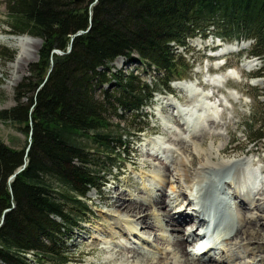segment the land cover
<instances>
[{
  "label": "trees",
  "instance_id": "16d2710c",
  "mask_svg": "<svg viewBox=\"0 0 264 264\" xmlns=\"http://www.w3.org/2000/svg\"><path fill=\"white\" fill-rule=\"evenodd\" d=\"M7 10L9 33L42 47L17 104L0 110L30 139L16 149L0 138V264L70 262L65 239L92 216L88 193L145 129L125 128L123 113L145 117L157 92L190 74L178 50L190 39L252 40L250 56L264 62V0H8ZM121 57L163 73L160 83L113 71Z\"/></svg>",
  "mask_w": 264,
  "mask_h": 264
},
{
  "label": "rangeland",
  "instance_id": "374dc122",
  "mask_svg": "<svg viewBox=\"0 0 264 264\" xmlns=\"http://www.w3.org/2000/svg\"><path fill=\"white\" fill-rule=\"evenodd\" d=\"M7 1L8 0H0V36L7 37V39L0 40V51L3 46H7L15 51V54L12 60H5L0 57V110L13 107L17 104L16 88L25 77L33 75L31 73V67L34 63L39 61L40 50L42 47V41L40 38L28 34L15 36L14 34L9 33L11 29L8 25L9 14L7 10ZM20 36H26L29 38H26L27 40L23 44L17 45L12 40V37ZM200 38L202 37L197 36L192 38L189 40L188 47H180L178 49L179 52L186 57V61L194 67L190 74L185 76H191L198 79L195 81L193 87H191L193 89H177V87H175L177 82H174L171 84L170 91L173 92V95H176L179 98V106L184 108L185 112L191 110L192 104L201 106L204 102L203 93L207 92L209 89L213 88L214 90H217V96L225 95V97L229 99V101L226 102L228 106H224L222 112L223 117H220L221 120L216 121L214 125L209 123L205 126L204 134H206V136L204 145H209L211 141H214L219 147H222L225 144L221 160L223 159L224 161H227L228 159L232 160L244 157L251 159L252 157V160L261 162L260 165L264 166V138H260L261 134L264 135V62L259 57L250 56V44L246 49L236 52H228L220 56H212L218 54L224 45L221 44L222 42H216L214 39L215 37L213 38L212 34L207 39L202 38V41H200ZM38 40H40V44ZM218 43L221 45H218ZM213 46L215 48L211 50V47ZM252 60L256 62V65L252 70H247L242 64ZM221 63L225 64L221 66ZM219 65L221 67H219ZM113 66V71L115 72L122 70L127 75L135 73L143 81L151 83H160V76L163 75V73L154 68L146 69L138 61H131L122 57L116 59ZM228 68H236L235 70L240 73V76L242 75L241 78L230 79L226 83V87L235 89V92L232 90H228L227 92L226 87L218 89V87L207 83V79L219 72H226V69ZM260 79L262 82L259 83ZM115 81L116 80L114 79L113 83H115ZM197 82L199 83L197 84ZM109 86L110 85L108 84L106 87ZM112 89L113 91H117L118 88L113 86ZM230 92H234L237 99H233L230 96ZM173 95L166 94L165 92L163 94L156 93L153 99L155 107H146L144 110L145 117L141 116V118H138L136 114L132 117L131 114L123 113V115H125V122H123L125 128L127 127L126 125H130L129 121L131 123H134L133 121H135L139 124H145L144 132L138 133L135 137L129 138V145L126 149V154L122 155V159H118L114 166H110L111 170L108 173V182L103 188L101 190L93 189L88 193V199L93 214L92 216H86V219L83 222H79L73 232L67 235L65 245L70 259V262L67 264H89L90 261L94 264L107 261L106 264H134L135 262L126 259V257L121 256L119 253L120 250L126 248V246L138 247V249L140 248V250L142 249L150 254H157L166 251L165 245L167 243L165 244V241L159 238L160 233L162 232L159 228L152 231V233H140L141 237L145 238V243L132 235L131 237H120L116 234L117 236L115 235L116 237L114 238V236H110L108 231L104 230V228L111 229L112 226L114 227L110 222L112 220L108 217V215L111 214L110 218H112V215L115 213V209L111 205L109 199L110 191L117 190L119 193L122 192L129 195H132L133 193L137 195L139 193L137 191V187H139L138 182L143 181V179L151 186L156 185L160 187L163 184H161L162 181L159 178L160 176H158L156 172H159L160 174L167 173V175L174 176V178H172L173 181L169 184L170 186L167 185L165 187L167 191L165 202L168 201V197L171 193V186L175 187L177 185L181 190L183 188L181 184L184 185L185 190L180 192H185V195L183 194L181 199L177 202L182 206L188 201L187 195L190 194V188H187L182 181L178 179V181L176 180L178 168L176 169L175 165L174 168L173 164L171 163V165L169 163V158L166 159L171 153L169 151L170 147L180 149L178 147L180 139L186 140L185 148L187 151L189 150V153L186 155L188 157V163L192 174L196 170L195 166L199 160L200 163H208L209 167H216L214 163H210L208 160L206 161L204 159L206 157L204 153L200 151L201 149L199 146L197 150L195 148L196 146H194L195 144H189V137L184 134V131H186V124H181L182 121L179 120V117L176 115L177 108L166 106L168 100L172 98ZM217 96H215L214 100H217V98L219 101L220 99L222 100V98ZM23 101H26V99H23ZM231 105H233V108H229ZM162 106L163 108L165 106L164 111L161 110ZM197 109H200V107ZM172 110L175 111L174 114L172 113ZM112 119L114 122L119 121L115 116H112ZM174 120H178L179 122H175ZM253 131L256 133L255 135H257L254 139L251 137ZM124 132H127V130ZM0 138L7 145L16 149L26 147L30 141L28 133L21 130L19 125L1 119ZM155 149H159L157 153ZM251 149H253V151L249 152ZM163 161L171 166L164 164L165 162L163 163ZM164 165L170 168L168 172L165 171ZM125 190L129 191L124 192ZM228 190L229 187L226 186L225 192L222 193L217 191L215 193L217 199L214 200L213 203L216 204L223 198L224 200H222V204H224V210L227 212V215L231 214L228 216H230L232 220V216H234V212L236 211L229 207V195H227ZM259 196L263 197L264 192H261V194L256 196L258 201L260 199ZM180 205L177 206L180 207ZM169 207L170 206L166 207V209L165 206H163V208L166 209L165 211H169ZM189 207H187L188 210L192 209V207ZM247 210L250 211L249 209ZM252 210H255L254 214L258 213V210ZM165 211L161 210V215H165ZM148 213H150L149 210ZM121 216L133 221V218L127 216L126 213H122ZM234 217L233 220H236V214ZM230 218L229 220H226V222L224 220L221 223L220 228L222 230L218 227L214 233L213 238L216 237V239L219 240L217 241L219 244H217V248H213V250L211 249L212 251L210 250L209 253L215 257V260L221 255L226 254L224 250L226 243L221 241V237L225 233L230 232V225L228 226L231 221ZM152 221L154 222V218L151 214L148 222L152 223ZM135 222L133 221L132 223L140 230V226L143 224H140L139 221ZM112 223L114 222L112 221ZM124 223L129 228L128 224L126 222ZM200 228L201 227L194 226L192 230L199 232ZM243 229L244 231L238 236L237 243L248 244L252 238L250 245L248 244L250 250L244 253L242 257H238L235 262L237 264H242L244 262L258 264L261 256L264 255V251L260 249L253 250V248L256 246L258 247L262 242L255 240L253 236H250L247 228L244 226ZM165 231L170 234V227H166ZM234 232L235 229L233 230V233ZM182 235L183 234H180V236ZM171 237L173 236L171 235ZM188 249L190 250V248ZM29 256L32 257L31 254ZM216 261L212 259L207 260L209 263ZM165 262L168 264H183V259L180 258L179 255L174 254V252H171L165 259ZM219 263L220 262H218V264Z\"/></svg>",
  "mask_w": 264,
  "mask_h": 264
},
{
  "label": "bare ground",
  "instance_id": "6f19581e",
  "mask_svg": "<svg viewBox=\"0 0 264 264\" xmlns=\"http://www.w3.org/2000/svg\"><path fill=\"white\" fill-rule=\"evenodd\" d=\"M26 38L29 37H12V40L15 44L19 45L23 44L27 40ZM1 39H7V37L0 36V40ZM38 41L40 44V40ZM244 48L245 46L243 48H240L236 45H225L220 50L219 54H225L230 50H241ZM242 65L247 70H252L256 65V62L252 60L243 63ZM235 69L228 68L226 69V72L223 71L224 73L219 72L222 74H215L211 78L207 79V83L212 86L218 87V89L225 88L226 83L230 79L241 78L242 75L240 76V73ZM195 81L197 80L193 78L184 82H177L175 87L180 90H191L193 89L191 87H193ZM260 82H262L261 79L259 80V83ZM228 90H232L234 92L236 91L235 89L231 88H227L226 91L228 92ZM234 92H230V96L233 99H237V96ZM216 94L217 90H214L213 88L209 89L207 92L203 93L204 102L201 104V106L192 104L191 110L186 112L184 108H181L179 106L180 100L178 98L172 97L166 104V106L177 108L176 115L179 117V120L182 121L181 124H186V131H184V134L189 137V144H195L194 146H196L195 148L197 150L200 147V151H202L206 157L204 159L216 165V167L214 168L213 166L209 167L208 163H200L199 160L195 166L196 170L192 174L188 163V157L186 155L187 153H189V150L187 151V149L185 148L186 140L180 139L178 143V147L180 149H177L175 147L169 148V151L171 153L166 157V159L169 158V163H172L173 167L175 165L176 169L178 168V178L176 177V180L178 179L182 181L187 188H190V194H186L188 201H186L184 205L181 206L177 202L181 199L183 194L185 195V192H180L185 190L183 184H181L183 187L181 190L177 185V189L176 186H171V193L168 197V201L165 202V195L167 194L165 187L169 185L173 181L172 178H174L173 175H167V173L160 174L159 172H156V174L160 176L159 178L162 181L161 184H163L160 187L156 185L151 186L144 179L143 181L138 182L139 187H137V191L139 193L137 195L133 193L132 195L124 194L122 192L119 193L117 190L110 191L111 193L109 199L111 201V205L115 209V213L112 215V218H110L111 214L108 215V217L114 222L112 223V221H110L111 224L114 225V227L112 226L111 229L104 228V230L108 231L110 236H114L115 238L117 235L120 237H131L132 235L145 243L146 240L145 238L141 237L140 233H152V231H155L159 228L160 230H162V232L160 231L161 233L159 238L161 240H164L165 244L167 243L165 245L166 251H162V253L159 252L157 254H150L142 249L140 250V248L138 249V247L136 248L126 246V248H122L119 252L121 256L126 257V259L128 260H132L133 262H135L134 264H168L167 262H165V259L171 252L179 255L180 258L183 259V264H218V262H220L221 264H237L235 260L238 259V257H242L244 253L250 250L249 245L252 240L251 238L250 242L248 243L249 245L247 243H237L238 236L241 235V233L244 231L243 226L247 228L250 236H253L255 240L262 242V244H259L258 247L256 246L255 248H253V250L260 249L264 251V196H259V201L256 198L257 195L261 194V192H264V166H255L256 160H252V157L251 159L244 157L232 160L228 159L227 161H224L223 159L221 160L225 144L224 146L219 147L215 144L214 141H211L209 145H204L206 136V134H204L205 126H207V124L209 123H212L214 125L216 121L221 120L220 117L222 116L224 106H228L226 102L229 101V99H227L225 95L217 96ZM215 96L222 98V100L220 99L219 101L218 98L217 100H214ZM198 107H200V109H197ZM230 107L233 108V105L229 106V108ZM161 110L164 111L165 106L164 108L162 106ZM172 111V113L174 114L175 111ZM176 121L179 122L178 120ZM159 149H155L156 153ZM251 151H253V149L249 150V152ZM164 162L165 161H163V163ZM164 164L170 165L167 162H165ZM164 168L167 172L170 169L165 165ZM226 186L229 187L227 195H229V199L231 198L232 200L230 201V206H235L236 208V212H234L237 217L236 220H233L235 218L234 213H232L234 214V216H232L231 220L230 216H228L231 214L227 215V212L223 210V198L218 203H213L214 200L217 199L215 193L217 191L222 193L225 192ZM126 191L129 190H125L124 192ZM200 196L207 200V202L204 204V207L202 208L204 210L205 216L208 212L215 211V213H217L223 221L225 220L226 222V220H229V218L231 220L230 224H228L229 221L227 223L228 226L230 225V232L225 233L221 237V241H224V243H226L224 249L226 254L221 255L219 258H216L217 261L215 260V257L210 255L211 253H209V251L211 249L213 250V248H217V244H219V242L217 243L218 239L215 240V243H213L214 245L206 247L204 249H199L200 243L203 241V238L205 236L199 235L201 231L196 232L192 230L194 226L200 227L202 225H207L206 220H199L197 215L199 214V212H197V199ZM177 205H180V207H178ZM163 206H165V208L170 206L169 211H165L167 208L165 209L163 208ZM187 207H194V209L188 210ZM247 209H249L250 211H248ZM252 209L258 210V213L254 214L255 210ZM148 210L150 211V213H148ZM161 210L165 211L166 214L161 215ZM122 213H126L127 216L132 217L134 222L139 221L140 224H143L142 226H140V230L139 228L134 226V224L132 223L133 221H130L129 218L127 219L122 217ZM151 214L154 218V222L152 221V223H149L148 219L150 218ZM124 222L128 224L129 228ZM132 226L134 227L131 228ZM166 227H170V234L165 231ZM234 229L235 232L233 233ZM180 234L183 235L180 236ZM171 235L173 237H171ZM188 248H190V250ZM208 259H212L216 262L209 263L207 262ZM107 262L96 264H106ZM249 263L244 262L242 264ZM89 264L94 263L90 261ZM258 264H264V255L261 256Z\"/></svg>",
  "mask_w": 264,
  "mask_h": 264
},
{
  "label": "water",
  "instance_id": "95a60500",
  "mask_svg": "<svg viewBox=\"0 0 264 264\" xmlns=\"http://www.w3.org/2000/svg\"><path fill=\"white\" fill-rule=\"evenodd\" d=\"M76 1H81V0H76ZM55 52H61V51H59V50H55ZM24 169V167H22V168H20L12 177H11V179H13L14 178V176H16V174H18L19 172H21L22 170ZM3 222V221H2Z\"/></svg>",
  "mask_w": 264,
  "mask_h": 264
}]
</instances>
